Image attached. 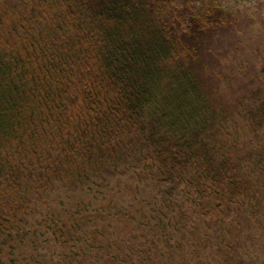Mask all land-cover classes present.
I'll return each mask as SVG.
<instances>
[{
	"label": "trees",
	"instance_id": "16d2710c",
	"mask_svg": "<svg viewBox=\"0 0 264 264\" xmlns=\"http://www.w3.org/2000/svg\"><path fill=\"white\" fill-rule=\"evenodd\" d=\"M241 7L0 0V256L8 264L24 243L32 250L21 264H264V244L249 251L264 241V52L250 66L251 100L231 92L234 113L232 97H213L206 76L212 69L232 81L250 71L245 62L237 75L212 66L249 17ZM123 173L134 179L123 180L130 200L107 212L115 194L90 211ZM59 190L69 196L53 198ZM46 235L52 247L43 252H56L41 258Z\"/></svg>",
	"mask_w": 264,
	"mask_h": 264
},
{
	"label": "rangeland",
	"instance_id": "374dc122",
	"mask_svg": "<svg viewBox=\"0 0 264 264\" xmlns=\"http://www.w3.org/2000/svg\"><path fill=\"white\" fill-rule=\"evenodd\" d=\"M229 3L233 6H242L241 8L244 9V14L248 13L249 17L241 15L239 21H242V22H241V25L239 22L236 25V32L234 33L235 34L234 39L230 41L226 45V47L221 48L220 50V54L222 53L221 61L218 64L216 63V65L214 64L212 66L217 69H220V67H222V69L225 71L234 70V73L236 74L240 69L239 66L243 62H245V64L243 65L244 68L249 69L250 66L252 67L251 64H254V66L256 67V64H258L257 62L259 60V56L261 52H264V0H229ZM260 38L262 39L261 40L262 42L259 43ZM251 67H250V71H247V70L244 71L246 73L245 75L237 76L232 81H230L229 79H224V78L222 79V77L221 79H219L218 76L216 75L213 76L212 74L213 72L211 68H210L211 71L207 69L206 76L210 77V84L214 90L213 97L216 98L217 96V98H220V99L222 98L224 102L225 99H228V97L231 96L234 101L233 102L234 105L232 104V102L231 103L228 102L227 104L229 106V109H231L230 110L231 112H233L235 103H237L235 102L237 98L234 96L233 93H231L233 92V88L239 89L241 92V95L243 94V97H246L248 100H251L252 98L253 89H255V86L246 85V83L250 81L251 76H253L256 73L255 71H251V69L253 68ZM241 95L239 94L240 99L242 98ZM232 99L229 98L228 101ZM239 112H242V111H239ZM235 119H237V121L239 120V117L237 114H235ZM237 121L235 122L237 123ZM110 180H114V183H116L117 180L118 181L121 180L120 182H122V184L120 183L119 186L116 185L114 187L115 190H112L113 192L108 191L109 189H104L103 190L104 193H100L98 196L93 195L95 198H98L97 199L98 201L93 200V203L95 204L93 206H90V211L92 209L95 210L97 206L98 208H101V206L102 208L104 206L108 207V204H110L111 202L110 197H112L115 194L118 197L115 199L114 207L112 206L113 208L110 210L107 208L106 209L107 212H116L120 205L123 206L124 198L125 200H130V197L123 196V180H134L132 178V175H130L129 173H123V175L114 176L110 178ZM66 195L68 194H64L62 190H59L56 193H54L53 198L57 196H66ZM66 202L68 205V203H70V200L68 199ZM63 208H66V207H63ZM63 208H60L59 210H56V211H61V209ZM187 231H188L187 235L191 236L192 234H190V230H187ZM48 236L49 235L43 236L38 240L39 248H38L37 253L39 254L41 253L40 254L41 258H44V256H42L44 253L46 255L48 254L51 255L54 252H56L55 248L48 249L47 251L43 252V248H46L47 247L46 245H49L47 243L48 242L47 240H50L49 239L50 237L48 238ZM182 237H183L182 235L176 234L173 237V244H175L177 241H181ZM262 244H264V241H258L257 243H255L256 245L255 247L251 246V248H249V251L251 250L250 251L251 253H255V249H256L258 253L261 252V250H258V248H261ZM49 246H51V244ZM31 250H32L31 246L28 245L27 243H24L20 247H18L16 252H14L15 254L19 256H16L12 259L17 258L18 261L16 262V264H21L22 263L21 258L23 257V255L28 256L31 253ZM247 256H252V254H247ZM9 258L10 257L6 258V257L0 256V264H8L7 259Z\"/></svg>",
	"mask_w": 264,
	"mask_h": 264
}]
</instances>
